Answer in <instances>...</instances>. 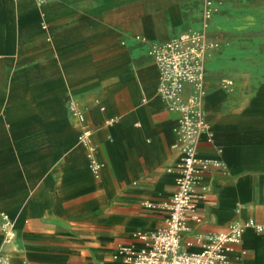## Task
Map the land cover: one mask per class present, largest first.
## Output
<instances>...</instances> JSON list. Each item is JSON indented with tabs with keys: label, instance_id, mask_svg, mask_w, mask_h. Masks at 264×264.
Listing matches in <instances>:
<instances>
[{
	"label": "crops",
	"instance_id": "crops-1",
	"mask_svg": "<svg viewBox=\"0 0 264 264\" xmlns=\"http://www.w3.org/2000/svg\"><path fill=\"white\" fill-rule=\"evenodd\" d=\"M219 1L209 127L197 145L210 167L194 178L201 222H189L182 245L197 251L252 222L230 256L264 264V0ZM203 9L204 0H0V250L10 264L112 263L119 246H142L137 232L165 227L179 114L158 93L148 43L200 31Z\"/></svg>",
	"mask_w": 264,
	"mask_h": 264
},
{
	"label": "built area",
	"instance_id": "built-area-1",
	"mask_svg": "<svg viewBox=\"0 0 264 264\" xmlns=\"http://www.w3.org/2000/svg\"><path fill=\"white\" fill-rule=\"evenodd\" d=\"M220 3L219 0H204L203 27L200 31L183 33L165 43H148V52L160 70L158 93L169 110L179 114L175 131L181 157L177 163L176 190L162 203L167 212L165 227L137 232L135 236L143 243L142 246L121 245L114 261L105 264H242L239 255L236 258L230 255L241 243L245 227L252 222L231 225L207 239L197 251H189L182 245V232L190 229L189 222H201L194 178L210 167L209 161L199 158L197 145L202 133L209 127L204 102L207 93L206 61L210 51L219 44L209 39L208 31ZM43 27L47 28L45 24ZM138 38L146 41L143 37ZM69 107L72 115L83 124L84 110L75 100L70 101ZM89 136V130L85 129L79 140L88 147L90 168L99 176L103 164L97 159V148ZM5 225L13 227L9 222ZM7 235L13 237L11 231ZM0 264H10L1 250Z\"/></svg>",
	"mask_w": 264,
	"mask_h": 264
}]
</instances>
